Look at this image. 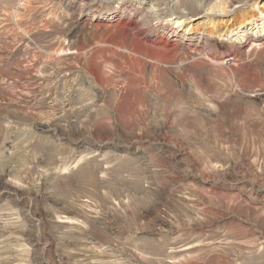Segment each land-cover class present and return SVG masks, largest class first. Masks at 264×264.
I'll return each instance as SVG.
<instances>
[{
	"label": "rangeland",
	"instance_id": "rangeland-1",
	"mask_svg": "<svg viewBox=\"0 0 264 264\" xmlns=\"http://www.w3.org/2000/svg\"><path fill=\"white\" fill-rule=\"evenodd\" d=\"M205 2L0 0V264H264V0Z\"/></svg>",
	"mask_w": 264,
	"mask_h": 264
},
{
	"label": "bare ground",
	"instance_id": "bare-ground-1",
	"mask_svg": "<svg viewBox=\"0 0 264 264\" xmlns=\"http://www.w3.org/2000/svg\"><path fill=\"white\" fill-rule=\"evenodd\" d=\"M167 1H169V3H172V6L173 5H176V4H182L183 6L184 5H186V3H185V0H167ZM195 1V0H194ZM202 1H204L205 2V0H202ZM166 3V2H165ZM188 3V2H187ZM194 3H196V2H194ZM206 3V2H205ZM193 4H191V6H192ZM200 5H202L201 3H200ZM195 6V5H194ZM193 6V7H194ZM207 6V5H206ZM175 7V6H174ZM173 7V8H174ZM195 8H197V7H195ZM199 8V7H198ZM153 9H155V8H153ZM201 10L200 11H204L203 10V8H200ZM156 10V9H155ZM207 10V9H206ZM205 10V11H206ZM158 11V10H157ZM183 11H185V10H183ZM189 11V10H188ZM200 11H198V12H200ZM208 11V10H207ZM155 12V11H154ZM177 12V11H176ZM216 12V11H215ZM152 14H153V11L151 12ZM193 13H195V12H193ZM197 13V12H196ZM221 11H219L218 12V15H221ZM112 14H114V12L113 13H110V16L112 15ZM200 14V13H199ZM154 15V14H153ZM194 15V14H193ZM261 16H264V14L263 13H261ZM148 17H150V16H148ZM154 17V16H153ZM156 17V16H155ZM192 17V16H191ZM188 19V18H187ZM155 20V19H154ZM178 24H183V23H186V21L185 20H183V19H180L178 22H177ZM249 23H250V21L249 22H247V24H245L243 27H242V29H244L245 27H246V25H249ZM241 29V30H242ZM122 31V30H121ZM120 31V32H121ZM123 32V31H122ZM187 34H189V32L187 33ZM134 35V33L131 35V33L130 34H128V33H126V32H124L123 33V38L129 43V44H131L132 46L134 45V46H137V44H138V41L136 40V38H135V36H133ZM121 36V35H120ZM122 37V36H121ZM120 39V38H119ZM124 39H122V40H124ZM122 40H120V41H122ZM125 41V42H126ZM124 42V41H123ZM208 46V48H209V51H212V49H213V46L210 44V43H208L207 44ZM252 45H255V43L254 44H252ZM257 46V45H256ZM129 47V46H128ZM255 47V46H254ZM128 49H130V47L128 48ZM133 49H134V47H133ZM145 49V48H144ZM136 50V49H135ZM138 51V50H137ZM133 53V52H132ZM137 53V52H136ZM141 53V52H140ZM144 53V52H143ZM135 54V53H134ZM137 55V54H136ZM149 81V80H148ZM175 84H177V83H175ZM149 87V86H148Z\"/></svg>",
	"mask_w": 264,
	"mask_h": 264
}]
</instances>
